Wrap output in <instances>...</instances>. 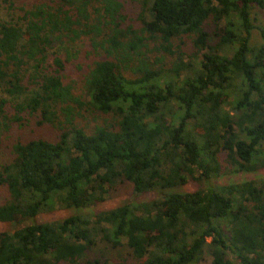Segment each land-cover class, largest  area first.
Returning a JSON list of instances; mask_svg holds the SVG:
<instances>
[{
    "label": "trees",
    "instance_id": "16d2710c",
    "mask_svg": "<svg viewBox=\"0 0 264 264\" xmlns=\"http://www.w3.org/2000/svg\"><path fill=\"white\" fill-rule=\"evenodd\" d=\"M19 2L0 0V132L37 113L59 135L16 141L0 166V264H81L99 243L136 264H264V180L218 183L264 169V0H142L139 31L120 0ZM84 38L101 57L75 96L60 56L46 63ZM148 38L169 63L148 62ZM84 109L111 118L86 131ZM122 183L130 200L81 214ZM56 205L73 213L37 222Z\"/></svg>",
    "mask_w": 264,
    "mask_h": 264
},
{
    "label": "rangeland",
    "instance_id": "374dc122",
    "mask_svg": "<svg viewBox=\"0 0 264 264\" xmlns=\"http://www.w3.org/2000/svg\"><path fill=\"white\" fill-rule=\"evenodd\" d=\"M42 0H20L19 7L29 8L32 4ZM122 5V15L123 21L121 23L123 28L131 27L135 31H139L143 28V20H146V15H143L142 10V0H120ZM18 13L17 15H19ZM6 16V10L3 5L0 3V18ZM256 23L264 22V11L258 12L254 15ZM215 24L212 21H209L206 24L205 29L212 34L215 31ZM213 41L215 38H212ZM147 49H143L148 62L157 61L158 68V59H162L164 63H169L171 57L168 54L164 53L161 50H158L159 42L157 40L149 39L146 41ZM175 47H180L182 50L191 51V42L189 38L183 37L173 41ZM51 52H56L60 56L64 68L61 72L62 81L64 84L69 85L72 88V93L75 96L82 95V88L84 83V77L87 74L89 68L92 66L95 60H98L101 56L94 53L90 47L87 39H82L71 47L66 49H54L49 52V59L47 60V65L50 66V69L53 70L54 66L52 63ZM48 71V70H47ZM130 75L131 73H127ZM6 110L13 114V109L8 106ZM23 117L22 122L12 123L10 129L7 132H0V166L9 160H11V148L16 141H27L35 138H42L49 141H57L59 131L53 128L51 125L42 124L38 125L40 120L39 115L36 113L32 116L27 115V113H22ZM110 116H104L97 112H93L90 109H84L80 111V115L76 118V124L81 127H85L86 131H90L91 128L103 125L105 120H110ZM224 172L223 176L219 178V184H229V183H241L249 180H264V169L258 172H240V173H229ZM195 188L194 182L188 180L186 185L183 186L180 191L187 192ZM153 194H146L145 196H140L136 200L145 201L148 198L153 197ZM8 194L6 188L0 185V204L4 203L7 200ZM132 197V189L128 183H122L111 189L108 195L105 197V200L101 203H97L91 209H85L81 212L82 215L94 214L99 211L108 210L118 206L119 204L130 200ZM73 213V210L66 209L64 207H59L56 205L52 210L47 213H43L37 218V222H53L60 221L64 218L70 216ZM6 226L0 223V232L4 231ZM121 254H127V250L120 248L118 250L110 249L106 244L99 243L89 251H86L84 257L81 260L83 264L87 260L93 258H102L104 256L112 259L113 261H122L120 264H136L135 260L131 257L126 256L120 259ZM120 259V260H117ZM209 258L205 257L202 264H207Z\"/></svg>",
    "mask_w": 264,
    "mask_h": 264
}]
</instances>
